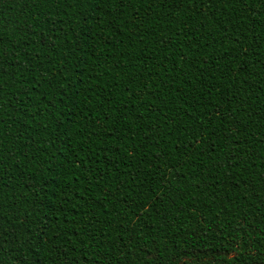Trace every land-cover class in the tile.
<instances>
[{
	"label": "trees",
	"instance_id": "trees-1",
	"mask_svg": "<svg viewBox=\"0 0 264 264\" xmlns=\"http://www.w3.org/2000/svg\"><path fill=\"white\" fill-rule=\"evenodd\" d=\"M0 264H264V0H0Z\"/></svg>",
	"mask_w": 264,
	"mask_h": 264
}]
</instances>
